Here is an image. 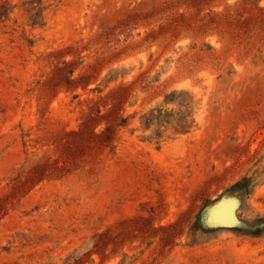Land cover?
<instances>
[{"label": "rangeland", "instance_id": "rangeland-1", "mask_svg": "<svg viewBox=\"0 0 264 264\" xmlns=\"http://www.w3.org/2000/svg\"><path fill=\"white\" fill-rule=\"evenodd\" d=\"M237 2L0 0V264H264V26L203 21ZM120 87L99 163L42 176Z\"/></svg>", "mask_w": 264, "mask_h": 264}, {"label": "trees", "instance_id": "trees-1", "mask_svg": "<svg viewBox=\"0 0 264 264\" xmlns=\"http://www.w3.org/2000/svg\"><path fill=\"white\" fill-rule=\"evenodd\" d=\"M191 3L196 0H188ZM253 4V0H241L233 5H230L228 9L221 13H215L210 11L207 15V18H204L205 21L204 27L207 28L209 32L216 33L221 36L223 39L229 38L233 39L231 28H236L239 25L249 26L256 23L264 26V8L259 9L254 14L251 13L250 5ZM146 19H150L151 16L145 15ZM165 31L163 25L158 26V32ZM155 38L153 32L146 35V40ZM166 42V41H162ZM243 42H239L238 46H241ZM183 59L180 58V60ZM194 63L201 62L200 59L193 60L190 64L193 66ZM186 65V64H185ZM183 65V66H185ZM68 83H72L67 79ZM126 88L120 87L116 90L111 91L105 97H100L97 100L85 101L86 109L81 112L79 117L78 130L62 132L65 138L57 139V136L51 134L49 137L52 140V145L55 147V153L60 147L69 148V146L74 143H79L84 148L80 151L78 155H63L60 157H55L54 159L51 156L43 155L40 160H45V165L41 168L42 176H53L55 174H65L67 172L90 166L91 170L95 165H97L102 157V153L105 149L110 148L111 143V132L113 130L115 118L119 111V108L125 100L124 93ZM106 109L104 114L101 113V109ZM102 122L106 123V126L95 132V128L99 126ZM49 139V140H50ZM41 139L34 140L35 144H39ZM96 148L95 153H86L85 149ZM54 153V154H55ZM54 156V155H53ZM51 160L50 163L48 161ZM38 171V170H36ZM37 172H25L24 175L19 174L18 179L23 178L25 182L28 180L31 184L39 181L43 177H37Z\"/></svg>", "mask_w": 264, "mask_h": 264}]
</instances>
